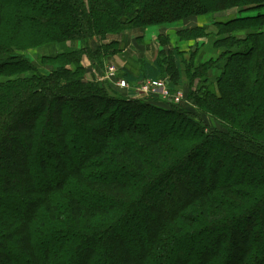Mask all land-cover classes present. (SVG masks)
<instances>
[{
	"label": "trees",
	"instance_id": "obj_1",
	"mask_svg": "<svg viewBox=\"0 0 264 264\" xmlns=\"http://www.w3.org/2000/svg\"><path fill=\"white\" fill-rule=\"evenodd\" d=\"M251 8L264 0H0V264H264V13L244 16ZM236 9L202 68L217 67L218 83L189 93L222 129L129 101L78 64L86 54L103 68L119 43L105 40L130 28ZM30 49L57 68L41 74L19 54ZM172 55L175 94L185 67ZM196 61L191 81L207 83ZM124 69L132 86L164 74L157 63ZM66 101L79 104L70 123L89 130L67 129ZM131 104L157 116L139 121ZM173 120L191 134L165 131Z\"/></svg>",
	"mask_w": 264,
	"mask_h": 264
},
{
	"label": "rangeland",
	"instance_id": "obj_2",
	"mask_svg": "<svg viewBox=\"0 0 264 264\" xmlns=\"http://www.w3.org/2000/svg\"><path fill=\"white\" fill-rule=\"evenodd\" d=\"M254 8H251V11H248L244 13V16H255L259 13H264V8L261 10H253ZM242 10L236 9V10H230L223 13H216L211 16H193L186 18L178 24L177 27L174 28H166V27H159V26H151V27H133L128 29L123 35L125 37V40L122 41L121 38L117 37H110V40H105L104 44L107 45L108 43H112L114 41H119L116 49H110L108 51V60L105 62L104 67L101 68L99 65L96 66L97 62L92 61L89 56L86 54L83 55L80 61H78V64L81 65L84 69V76L86 80L90 82H96L98 81L99 84L101 83L104 87L108 86L113 91H116V93L124 97L125 99H128L129 101H138V105H144V106H150L152 108H158L164 111H171L174 109L173 107L179 106L183 109L190 112V114L195 117L197 121L200 123H204L212 128L222 129V124L218 122L217 119L211 117L208 114L203 113L195 106H192V103L189 99V93L191 92H198L201 91L205 85L209 84L207 86V90L202 93L201 95H204L208 92H212L215 88L216 84L218 83V79L220 77L221 72L216 68L209 69L207 71H203L202 68H204L210 59V49H214V44L216 43V40H213L212 35L217 33V26L218 24H227L229 20L238 18L239 15H242ZM155 15V14H154ZM165 31H169V34H162ZM204 33V37L201 35ZM243 37V36H241ZM215 42V43H214ZM97 46L93 47L92 51H95ZM129 48V49H128ZM185 49H193L191 51H183ZM197 49V50H196ZM224 49V48H221ZM178 50L179 56H181V61L183 63V68L185 67V70L183 71V78L179 82V86L174 90L176 93H180L183 100L180 101V103H176L174 100H168V101H152L151 98H154L148 94H143L139 91V85H141L144 81H140L137 85H135L133 90H122L119 91L117 87L115 86V83L117 81L119 71L121 69H124V63L128 62L130 65H126L125 68L127 70L133 71L132 73L136 75L134 72H138L141 68H143L144 64H159L161 69H164V74L161 76V80H164L168 83H170V78L167 72V63L170 62V60L173 58V52ZM23 56H25L30 62L33 63L34 66L37 67L38 71L43 75H48L50 71L57 66H54L52 64H45L41 57L39 56V53L36 52L35 49H30L26 52L19 53ZM195 58L196 65L193 66L191 71L194 70H201L203 73H207V78H209V81L207 83H201L200 79L195 78L193 81H191V76L188 73V65L191 58ZM113 58V59H112ZM126 64V63H125ZM95 66L94 68L92 66ZM114 67L116 71L117 77H112L106 75L107 73V67ZM13 73H16L15 67H10ZM125 70V69H124ZM118 72V74H117ZM96 79V80H94ZM100 84V86H101ZM191 85L193 87L191 88ZM102 87V86H101ZM158 99V98H155ZM189 102V103H188ZM174 103V104H173ZM191 103V104H190ZM68 107V112L64 114V124H67V129L77 132H86L89 129L85 130V127L77 125V128L74 124L70 123V119H77L79 115H75L74 112L71 111V108H73V105H76L78 107V103L75 101H66L63 102ZM53 106V105H52ZM51 106V107H52ZM72 106V107H71ZM87 107V106H86ZM130 107H133L137 109L139 107V110L143 112L144 116L139 117V121H147L146 118L157 116L154 112H152L148 108H142L137 105L131 104ZM89 108V107H88ZM75 110V109H73ZM76 111V110H75ZM99 114V111L96 112ZM69 116V117H68ZM148 116V117H147ZM70 118V119H69ZM114 118L113 116L110 117V119ZM127 121L131 118L128 114H125L124 117ZM115 124H118L120 121L119 119H112L111 122H114ZM110 122V123H111ZM163 123V129L165 131H173V128L178 129L180 132H184V134H191L188 131V127L184 126L182 124V121H176L173 120L172 122H161ZM172 123V128L168 129L167 124ZM69 125V126H68ZM138 126H146V122L137 123ZM162 129V128H161ZM93 131L94 128H90V131ZM156 133L158 130H154ZM106 132L108 133V130L106 128ZM93 137L94 133L92 132ZM18 143L24 145V141L19 140ZM86 145H89L87 141H85ZM80 139H78L75 142V147L79 146ZM22 148V146H20ZM17 145H12L11 148H20ZM214 152V151H213ZM224 154V153H223ZM222 154V155H223ZM224 157H228V154ZM1 163H5L6 165H11L12 163H9L8 161H1ZM198 163V160L195 164ZM228 165V164H227ZM225 178V175L223 176Z\"/></svg>",
	"mask_w": 264,
	"mask_h": 264
},
{
	"label": "built area",
	"instance_id": "obj_3",
	"mask_svg": "<svg viewBox=\"0 0 264 264\" xmlns=\"http://www.w3.org/2000/svg\"><path fill=\"white\" fill-rule=\"evenodd\" d=\"M108 76L116 77L115 68L112 66L107 71ZM116 87L121 90H133L135 87L130 85L123 79H118L116 81ZM139 91L143 94H148L152 97H159L164 101L174 100L176 103H180L183 100L180 93H173L169 85L164 80H145L141 85H139Z\"/></svg>",
	"mask_w": 264,
	"mask_h": 264
},
{
	"label": "crops",
	"instance_id": "obj_4",
	"mask_svg": "<svg viewBox=\"0 0 264 264\" xmlns=\"http://www.w3.org/2000/svg\"><path fill=\"white\" fill-rule=\"evenodd\" d=\"M162 34H165V35H166V34H169V31H165V32H163ZM128 49H129V48H128ZM188 50L190 51V50H193V49H185V50H183V51H188ZM112 59H113V58H112ZM128 62H130V61H128ZM128 62H125L126 64L124 63V65H125V66H126V65H130ZM125 66H124V68H125ZM125 69H126V68H125ZM129 72L132 73L133 71L129 70ZM134 73L137 74V72H134ZM132 74H133V73H132ZM133 75H135V74H133ZM135 76H136V75H135ZM142 81H145V80H142Z\"/></svg>",
	"mask_w": 264,
	"mask_h": 264
}]
</instances>
